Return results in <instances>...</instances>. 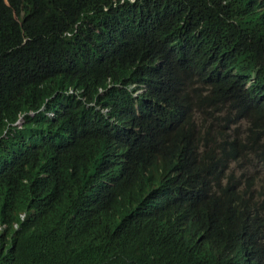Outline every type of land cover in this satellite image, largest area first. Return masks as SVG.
Segmentation results:
<instances>
[{"label":"trees","instance_id":"16d2710c","mask_svg":"<svg viewBox=\"0 0 264 264\" xmlns=\"http://www.w3.org/2000/svg\"><path fill=\"white\" fill-rule=\"evenodd\" d=\"M0 0V264H264V0H136L180 87L105 132L51 115L79 32L124 38L109 0ZM129 2V0H126ZM160 77L169 78L166 70ZM258 112L246 154L230 128ZM44 108V109H43ZM217 127V148L207 150ZM258 167L250 173L249 166Z\"/></svg>","mask_w":264,"mask_h":264},{"label":"clouds","instance_id":"9594fccd","mask_svg":"<svg viewBox=\"0 0 264 264\" xmlns=\"http://www.w3.org/2000/svg\"><path fill=\"white\" fill-rule=\"evenodd\" d=\"M9 6L8 0H3ZM109 20L113 13L130 19L121 28L124 38L116 36L111 23V33L105 37L101 32H79L71 36L68 44L67 66L70 77L62 98L51 105V115L69 106L74 127L89 132H105L109 126L121 120L151 119L167 104L162 97L163 85H178L174 63L176 49H166L150 22L151 11H145L136 0H109L106 7ZM166 70L169 78L159 76ZM44 109V108H43ZM258 112L248 106L232 123L230 144L232 152L246 154L252 143ZM215 137L222 138V131L215 126L209 132L207 150L221 153ZM258 167L249 166L250 173ZM257 191H264V169L260 170ZM264 205V195L261 198Z\"/></svg>","mask_w":264,"mask_h":264}]
</instances>
